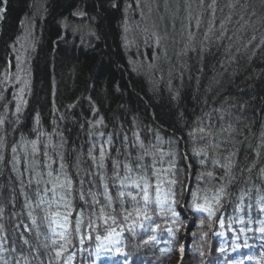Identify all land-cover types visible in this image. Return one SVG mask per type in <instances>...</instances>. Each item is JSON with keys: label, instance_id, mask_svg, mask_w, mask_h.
Here are the masks:
<instances>
[{"label": "trees", "instance_id": "obj_1", "mask_svg": "<svg viewBox=\"0 0 264 264\" xmlns=\"http://www.w3.org/2000/svg\"><path fill=\"white\" fill-rule=\"evenodd\" d=\"M46 2L0 0L5 75L19 22L35 27L26 101L0 122V264H167L176 247L178 264H264V0H180L189 28L137 21L135 51L121 0Z\"/></svg>", "mask_w": 264, "mask_h": 264}, {"label": "rangeland", "instance_id": "obj_2", "mask_svg": "<svg viewBox=\"0 0 264 264\" xmlns=\"http://www.w3.org/2000/svg\"><path fill=\"white\" fill-rule=\"evenodd\" d=\"M36 1H37V4H36L37 7L41 8V10L40 12L36 11L37 15H35V17H38V16L40 17L41 16L40 13L43 10V6L47 3L46 1L48 0H36ZM121 1L123 3L122 5L124 8L122 12L124 13H123L122 20H120L119 23H121L120 24L122 27L121 34H122V37H124V43L128 49L132 47L134 51L138 49L136 45L132 44L134 37H135V33H134L135 25L138 22H139V25L138 27H136L137 33L140 32L144 34L143 32L145 31V33H147L148 35H150V33H153L154 35H159L160 30L158 31L157 29L162 28L164 25H166V23H170V25L173 24L174 13L177 15L178 18L181 17V19L179 20L183 21V25L184 26L186 25V28L187 27L189 28L190 26L191 21L187 20L188 19V14H187L188 9L184 8V10H186L184 14L179 13V10L177 8L173 9L174 5L172 4H175L176 2L180 0H159L157 2L154 0H144V1L121 0ZM74 13L79 14V16H81V10H79L78 8H76ZM178 14H181V15H178ZM84 19L86 20V18ZM81 20H79V18L76 16H73V17L68 16L65 20L63 19L58 20L57 24L61 28H64V29L67 28L68 30H71V32L73 33L81 30L83 34L87 35V36L83 35L81 36V38L90 37L91 33L93 34V30L91 29V26L88 24L89 22L86 20L88 26L87 25L83 26L81 25V23H79V21ZM32 24L33 22L31 21V17H29V21L25 20L23 22L22 21L19 22V27H20L19 31L17 35L13 39H11V43L13 45L12 53H16L15 64L14 66H12V71L8 74V76L5 75V72L3 70L0 71V84H1L0 86L1 88L4 89L3 93L6 91L4 95L1 93V90H0V100H1L0 122L3 120L5 115L16 113L22 107L23 103L26 101L25 95H26V91H27L28 83H29L28 73L26 71V55H27L26 52L31 47V43H32L31 35L33 34V28L35 29L34 25ZM81 38H77V40ZM145 42L146 44L148 43V41H145ZM181 42L186 43V40H182ZM168 43H172V46L167 47V51L169 54L171 55L173 54L172 56L174 57L175 54L177 55L178 53V48L180 49L179 39L178 41H175V40L173 41V39L169 40ZM162 50H165V49L161 48V53L163 54ZM151 54H153L154 57L157 56L155 51L152 52ZM164 55L165 54L161 56H164ZM164 57L167 58L166 56ZM145 66H146V69L144 67L138 70L137 73L139 72L144 73L145 71V74L146 73L148 74V69H150V67L147 65ZM0 132H1V125H0ZM35 163L36 161L32 162L33 165H35ZM30 202L32 203L31 200ZM184 227L186 228V226ZM169 260L170 261L167 264H171V263L178 264L180 261L179 257L176 256L175 253L173 254V257H171Z\"/></svg>", "mask_w": 264, "mask_h": 264}, {"label": "snow or ice", "instance_id": "obj_3", "mask_svg": "<svg viewBox=\"0 0 264 264\" xmlns=\"http://www.w3.org/2000/svg\"><path fill=\"white\" fill-rule=\"evenodd\" d=\"M101 157H103V151L101 152ZM48 175L51 176V173H48ZM209 175H211V173H209ZM56 179L58 180L59 177H57ZM126 179H127V178H126ZM49 183H52V181L49 180ZM68 184H69V186H70V181H68ZM57 186L64 187V184H63V183H60L59 185H57V184H52V188H51V190H52V191H55V189H56ZM121 186L124 187V182H123V181L121 182ZM134 187L140 189V193H142V200H143V202H144V203H143V206H142V209H143V210H142V209H136L137 215H138V216H143L144 219H150V217L147 215V212H146V209H147V207H148V202H149L148 185H147V183L145 182L144 186L141 187V184H140V183H135V182H134ZM45 190L48 191L49 189L45 188ZM220 191L223 192V189H220ZM119 195H120L121 197H123V196L125 195V192L121 191V192L119 193ZM128 195L131 197V199H133V200L136 199V197H135V196H132L131 193H128ZM217 202H218V200H217ZM48 207L50 208L51 205H49ZM204 211H208V212H209V215H212V214H213V213L211 212V210H210L208 207H205V208H204ZM128 215H131V213H129ZM173 215H176V213L173 212ZM127 218H128V217L125 216V219H127ZM113 222H115V221L113 220ZM33 223H35V220H33ZM78 226H79V225H77V227H78ZM221 226H223V222H222V221H221ZM140 227H143V224H141ZM156 227L158 228L159 225H156ZM169 231H170V230H169ZM259 231L262 232V233H264V226H262V227L259 229ZM113 235L119 236L120 233H117V232L115 231V229H113L112 232H111L108 236L105 237V240H107L109 243L119 244V243H120L119 240H115V241L112 240V236H113ZM81 239H83V237H81ZM96 239L99 240L100 237L97 236ZM152 239H154V237H149V240H152ZM146 242H147V241H146ZM24 243L27 244L28 241L25 240ZM106 250H107L109 253H111V252L113 251L112 248H107ZM115 252H116L118 255H126V254H124V253L121 252V249H120L119 247H116V248H115ZM56 255H57V256H60V255H61L60 251H57Z\"/></svg>", "mask_w": 264, "mask_h": 264}, {"label": "bare ground", "instance_id": "obj_4", "mask_svg": "<svg viewBox=\"0 0 264 264\" xmlns=\"http://www.w3.org/2000/svg\"><path fill=\"white\" fill-rule=\"evenodd\" d=\"M175 249H176V250H175L174 253H175L176 256L179 257L180 249H179L178 247H176ZM171 257H173V255H172ZM171 264H172V263H171Z\"/></svg>", "mask_w": 264, "mask_h": 264}]
</instances>
